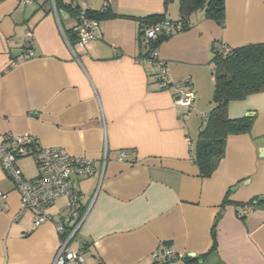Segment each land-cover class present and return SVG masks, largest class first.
<instances>
[{"label": "crops", "instance_id": "1", "mask_svg": "<svg viewBox=\"0 0 264 264\" xmlns=\"http://www.w3.org/2000/svg\"><path fill=\"white\" fill-rule=\"evenodd\" d=\"M63 1L116 15L100 19L98 38L83 46L69 38L76 16L53 0H0V138L30 135L103 167L77 181L84 219L68 250L85 264H155L161 244L181 257L164 264H264V89L230 102V117L249 115L253 125L227 137L213 174L200 176L193 161L213 107V47L264 41V0H226L224 26L195 11L192 28L159 46L169 78L192 80V109L158 88L139 40L141 19L178 20L179 0ZM29 36L35 56L12 65ZM69 202L59 198L52 219L35 227L31 213L18 217L20 195L0 164V264H53Z\"/></svg>", "mask_w": 264, "mask_h": 264}, {"label": "built area", "instance_id": "2", "mask_svg": "<svg viewBox=\"0 0 264 264\" xmlns=\"http://www.w3.org/2000/svg\"><path fill=\"white\" fill-rule=\"evenodd\" d=\"M25 3H32L36 0H22ZM54 2V0H53ZM86 8H81L74 30L78 36V42L86 46L92 40L96 39L99 30V21L88 17ZM181 28L180 24L170 25L167 21L160 24H152L146 27L141 36V43L145 47L150 45L153 40L162 33H175ZM32 40V38H31ZM221 52L226 55L230 50L228 45H220ZM32 44L23 47L20 55L12 61V65L34 57ZM146 59L157 67L154 76L159 89L173 88L175 91V101L178 104L192 109L196 100V89L190 78L180 81H173L168 76L166 62L159 58L158 50L149 49ZM34 137L30 135H8L0 138V164L6 175L12 179L15 189L20 195L19 216L26 213L33 215L34 226L37 227L47 220L52 219L48 213L49 207L61 197L69 199L70 213L62 220L57 222V229L64 231L65 225L75 220L74 230L71 235L61 241L53 264H85V260L80 252L68 250L69 241L78 230L84 215L80 214L79 205L82 202L83 195L77 186L79 178L101 174L102 169L97 167L94 160L87 157H77L61 147H43L36 140L31 145ZM31 156L34 158L38 168L39 175L35 178L26 177L17 162L20 158ZM126 152H121L119 159L125 160ZM106 157L103 161V166ZM257 208L253 201L240 207V215L246 216ZM152 258L158 264L180 259V255L163 244L159 245L152 253Z\"/></svg>", "mask_w": 264, "mask_h": 264}, {"label": "trees", "instance_id": "3", "mask_svg": "<svg viewBox=\"0 0 264 264\" xmlns=\"http://www.w3.org/2000/svg\"><path fill=\"white\" fill-rule=\"evenodd\" d=\"M44 2L49 3L51 0H44ZM54 2L58 9L64 8L73 13L78 19L81 12L79 6L63 0H54ZM168 2L169 0H166V4H168ZM179 2L181 14L178 20L167 18L165 14L162 13L150 14L141 19V28L139 32L141 45V36L144 29L149 25H162L163 22L167 21L170 25H181V28L176 32L187 31L193 26L191 15L198 10H203L208 18L214 19L219 25L224 26L226 0H179ZM85 11L88 17L97 19L98 21L103 17H113L116 15L109 5H106L101 10H94L88 7ZM172 34L173 33L160 34L158 38L153 40V42L146 47V56L150 48L158 50L159 46L169 39ZM69 38L73 43L78 42V36L74 29ZM31 44L32 40L29 36L24 47L27 45L30 47ZM228 47L230 50L226 55L221 52L220 45L213 47V56L211 58L213 75L215 77V89L212 100L213 107L207 114L204 125L199 132L195 154L193 156V161L199 167L200 176L202 177H210L216 170L219 162L224 157L226 139L229 135L246 133L252 128L253 117L247 115L236 118L230 117V102L244 99L264 89V41L235 48ZM36 140L37 139L34 138L31 145H34V141ZM260 202L259 200V203ZM83 212L84 208L81 207L80 214L82 215ZM75 224L65 225L62 234L63 240L71 235ZM75 234L76 232L74 235Z\"/></svg>", "mask_w": 264, "mask_h": 264}, {"label": "rangeland", "instance_id": "4", "mask_svg": "<svg viewBox=\"0 0 264 264\" xmlns=\"http://www.w3.org/2000/svg\"><path fill=\"white\" fill-rule=\"evenodd\" d=\"M21 159H23V164H24V167H25L24 168V173H25L26 177L27 176H28V178L37 177L39 175V168H38L34 158L31 157V156H27V157L21 158Z\"/></svg>", "mask_w": 264, "mask_h": 264}, {"label": "water", "instance_id": "5", "mask_svg": "<svg viewBox=\"0 0 264 264\" xmlns=\"http://www.w3.org/2000/svg\"><path fill=\"white\" fill-rule=\"evenodd\" d=\"M247 116H249V115H247Z\"/></svg>", "mask_w": 264, "mask_h": 264}, {"label": "clouds", "instance_id": "6", "mask_svg": "<svg viewBox=\"0 0 264 264\" xmlns=\"http://www.w3.org/2000/svg\"><path fill=\"white\" fill-rule=\"evenodd\" d=\"M21 159V158H20Z\"/></svg>", "mask_w": 264, "mask_h": 264}]
</instances>
